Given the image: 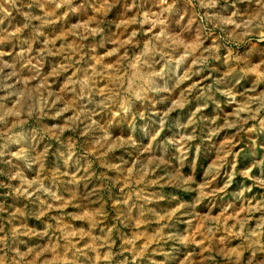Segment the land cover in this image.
I'll use <instances>...</instances> for the list:
<instances>
[{"label":"rangeland","instance_id":"374dc122","mask_svg":"<svg viewBox=\"0 0 264 264\" xmlns=\"http://www.w3.org/2000/svg\"><path fill=\"white\" fill-rule=\"evenodd\" d=\"M232 4L0 0V264H264V20Z\"/></svg>","mask_w":264,"mask_h":264},{"label":"clouds","instance_id":"9594fccd","mask_svg":"<svg viewBox=\"0 0 264 264\" xmlns=\"http://www.w3.org/2000/svg\"><path fill=\"white\" fill-rule=\"evenodd\" d=\"M236 2L237 0H233V4L232 6L235 7L236 6ZM239 3H244L245 0H238ZM246 2L251 5L253 3H255L257 5V8L259 9L256 13V17L255 19L257 20H264V0H246ZM199 3L201 4L202 7H206V8H216L219 3L220 0H207V2L205 3V0H199ZM239 21V22H238ZM228 23L232 24L235 28L237 29H246V31H244L243 33H241L243 36H250L252 35V31H251V26H252V20L250 19H244L240 13H239V9H237L236 11L231 13V16L228 19ZM258 27H264V24L261 25H257ZM3 53H0V56H2ZM146 83L151 86L152 81H151V77H149L146 80ZM152 91H156V89L154 87H151ZM52 94L50 93L49 96H51ZM144 98V94L143 93H136L133 95L132 99H128L127 97H125L123 99V102L120 106V108L118 109V114H123L124 116H127L129 113H131L133 111L134 108V103L133 100L135 101H140ZM6 99V97H0V112L3 111L4 109V105L2 103V101ZM59 102V98L57 97L56 100L53 101V104ZM20 102L17 101L16 104V108L18 110L16 111H9L7 114L8 115H15V116H20L21 115V111L20 109ZM112 107H115L114 105ZM202 109H197V112L201 111ZM29 114H31V110L29 111ZM4 120V116L0 115V122H3ZM105 139H111V134L107 133L104 137ZM194 136H188L185 139L187 140H192L194 139Z\"/></svg>","mask_w":264,"mask_h":264}]
</instances>
